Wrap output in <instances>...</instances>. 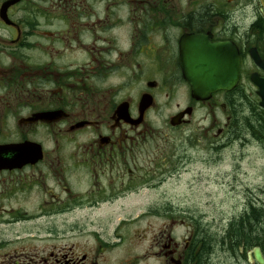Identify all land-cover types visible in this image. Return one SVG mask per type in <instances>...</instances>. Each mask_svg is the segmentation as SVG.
Segmentation results:
<instances>
[{
  "label": "flooded vegetation",
  "instance_id": "af4514ba",
  "mask_svg": "<svg viewBox=\"0 0 264 264\" xmlns=\"http://www.w3.org/2000/svg\"><path fill=\"white\" fill-rule=\"evenodd\" d=\"M194 40L238 53L234 87L207 101L183 78ZM253 79H264V0H0V264H136L132 250L111 257L134 218L124 214L111 233L101 222L191 162L186 146L215 153L255 141L264 150ZM245 195L241 214L208 231L171 207L147 209L167 219L148 254L158 264H259L264 202ZM57 221L86 241L39 250L8 236L31 226V238L49 237Z\"/></svg>",
  "mask_w": 264,
  "mask_h": 264
},
{
  "label": "rangeland",
  "instance_id": "374dc122",
  "mask_svg": "<svg viewBox=\"0 0 264 264\" xmlns=\"http://www.w3.org/2000/svg\"><path fill=\"white\" fill-rule=\"evenodd\" d=\"M170 113L171 110L165 112L167 116ZM204 114L201 111L197 115L200 127ZM184 132V130L176 131L171 134V137L179 139ZM189 134H191L190 130ZM249 142L247 146L242 147L238 141L232 140L215 153L203 148V142L200 143L199 149L186 146L188 147L187 157H190L191 162L183 164L177 173L173 172L158 191L143 194L139 199L121 204L120 210L115 208L113 214L118 217L112 223L101 222L102 230L111 233L114 225L124 217V214L129 213L127 215L134 218L129 223L128 229L123 231L127 233L125 236L127 241L121 244L111 257L122 258L132 250V254L136 256V264H158L156 258L148 254V246L150 238L153 244L152 235L161 229L160 226L167 219L153 216L154 211L151 212L152 217L146 216L147 209L151 207L159 211L171 207L173 210L169 213H177L178 219L184 220L185 224L194 223L193 217H196L200 230L208 231L216 229V226H222L232 216L242 213L243 202L247 198L246 192L264 202V150L259 147L258 142ZM175 143L179 145L180 142ZM234 179H237L238 183L235 187L239 192L238 198L232 191ZM103 212L110 213L112 210L103 209ZM27 229H31L30 235L26 232ZM187 229V226L178 228V233L184 235ZM64 230L63 221H57L56 234L49 237L40 235L39 238H31L30 236L36 231L31 226H13L8 229V236L24 238L19 245L39 250L48 246L60 247L86 241L83 236L74 233L66 234ZM27 235L29 237H26ZM107 237L104 236V238ZM88 241L91 242L90 239ZM207 254L206 245L202 255L206 257Z\"/></svg>",
  "mask_w": 264,
  "mask_h": 264
},
{
  "label": "water",
  "instance_id": "95a60500",
  "mask_svg": "<svg viewBox=\"0 0 264 264\" xmlns=\"http://www.w3.org/2000/svg\"><path fill=\"white\" fill-rule=\"evenodd\" d=\"M195 41L184 47L180 62L183 78L191 88L192 98L206 101L213 92L234 87L238 79V54L230 44L197 45ZM222 62H225V68ZM224 70L231 74L224 76ZM253 82L261 88L258 94L264 98V79H253ZM262 106L264 107V103ZM176 119L177 117L171 121L173 125H177ZM255 258L259 264H264L258 250L255 251Z\"/></svg>",
  "mask_w": 264,
  "mask_h": 264
},
{
  "label": "trees",
  "instance_id": "16d2710c",
  "mask_svg": "<svg viewBox=\"0 0 264 264\" xmlns=\"http://www.w3.org/2000/svg\"><path fill=\"white\" fill-rule=\"evenodd\" d=\"M246 228H248V227H246ZM199 229H200V227H199ZM244 230H245V229H244ZM202 252H203V251H201V254H202Z\"/></svg>",
  "mask_w": 264,
  "mask_h": 264
}]
</instances>
